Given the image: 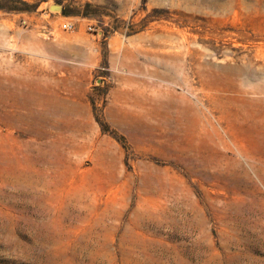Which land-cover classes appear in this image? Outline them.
<instances>
[{
	"label": "rangeland",
	"instance_id": "1",
	"mask_svg": "<svg viewBox=\"0 0 264 264\" xmlns=\"http://www.w3.org/2000/svg\"><path fill=\"white\" fill-rule=\"evenodd\" d=\"M21 1L0 11V264H264V0ZM77 33L98 65L62 83Z\"/></svg>",
	"mask_w": 264,
	"mask_h": 264
},
{
	"label": "crops",
	"instance_id": "2",
	"mask_svg": "<svg viewBox=\"0 0 264 264\" xmlns=\"http://www.w3.org/2000/svg\"><path fill=\"white\" fill-rule=\"evenodd\" d=\"M77 35L72 37L62 34V83L86 80L98 65L97 54H93L90 41L81 38L80 33ZM82 95L86 97L87 92L84 91Z\"/></svg>",
	"mask_w": 264,
	"mask_h": 264
},
{
	"label": "trees",
	"instance_id": "3",
	"mask_svg": "<svg viewBox=\"0 0 264 264\" xmlns=\"http://www.w3.org/2000/svg\"><path fill=\"white\" fill-rule=\"evenodd\" d=\"M11 1L15 4H19L21 7L14 6V5H11V6L8 5V3ZM34 9H36V4L29 5L28 3L21 1V0H0V11L30 12V11H34ZM62 14L63 16H70L69 13H66L64 11L62 12ZM104 65L107 66V63L105 60H104ZM90 104L92 105V110L94 112L95 105L91 99H90ZM94 118H95V121L100 126L101 131L104 132L105 131L104 124L100 121V119L97 116H95V113H94Z\"/></svg>",
	"mask_w": 264,
	"mask_h": 264
},
{
	"label": "built area",
	"instance_id": "4",
	"mask_svg": "<svg viewBox=\"0 0 264 264\" xmlns=\"http://www.w3.org/2000/svg\"><path fill=\"white\" fill-rule=\"evenodd\" d=\"M61 29L63 32L72 33V32L77 30V25L74 22L66 21V22L62 23ZM88 30L94 31V29L91 26H88ZM45 36H46V38H49V34H47Z\"/></svg>",
	"mask_w": 264,
	"mask_h": 264
},
{
	"label": "water",
	"instance_id": "5",
	"mask_svg": "<svg viewBox=\"0 0 264 264\" xmlns=\"http://www.w3.org/2000/svg\"><path fill=\"white\" fill-rule=\"evenodd\" d=\"M60 9H61L60 6H57V5H53V6L50 7L51 11H53V10L54 11H60Z\"/></svg>",
	"mask_w": 264,
	"mask_h": 264
}]
</instances>
